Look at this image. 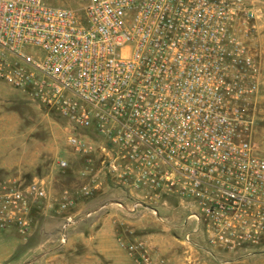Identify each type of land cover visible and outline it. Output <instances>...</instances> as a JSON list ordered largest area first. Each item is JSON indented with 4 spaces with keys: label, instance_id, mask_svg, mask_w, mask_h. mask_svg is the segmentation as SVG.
Masks as SVG:
<instances>
[{
    "label": "built area",
    "instance_id": "built-area-1",
    "mask_svg": "<svg viewBox=\"0 0 264 264\" xmlns=\"http://www.w3.org/2000/svg\"><path fill=\"white\" fill-rule=\"evenodd\" d=\"M54 1L0 0V81L93 135V146L87 133L70 143L100 156L80 172L88 183L61 197L43 181L0 180V231L27 237L47 206L65 245L80 200L120 189L131 212L160 217L172 202L190 256H263L264 155L253 130L264 0ZM118 242L136 264H176L143 240Z\"/></svg>",
    "mask_w": 264,
    "mask_h": 264
},
{
    "label": "rangeland",
    "instance_id": "rangeland-1",
    "mask_svg": "<svg viewBox=\"0 0 264 264\" xmlns=\"http://www.w3.org/2000/svg\"><path fill=\"white\" fill-rule=\"evenodd\" d=\"M54 3L76 5V2L71 0H55ZM257 34L260 40L258 51L261 57L263 81L256 106L253 143L264 155V53L262 52L264 15L260 17V29ZM86 133L83 130L74 129L56 111L46 108L27 92L0 81V180L16 179L26 184L35 180L43 181L51 195L56 197H61L65 190L75 193L77 187L88 183L89 180V178H80L78 172L88 167V160L93 159V156H100L99 152L94 155L79 153L70 143L71 137H82ZM85 137L93 146V135L87 133ZM61 160L69 162L67 169L60 168ZM91 199L83 198L80 202ZM128 199L132 200V198ZM75 209L74 213L78 211V206ZM142 211L148 213L146 217L150 218V223L156 218L159 219L156 222L159 223L158 230L167 232L165 228L169 227V210H163L161 215L158 211L160 217L155 216L153 211L148 209H140L139 213L130 211L131 218L137 217ZM160 219H163V224ZM81 223L84 222H77L74 228ZM29 245L30 242L15 230L0 231V264H45L40 256L35 255L39 253H34ZM64 250L55 255H59L58 258L66 263V256L72 258L73 256L70 253L66 254ZM84 253V250H78L77 254L80 257L77 260L82 258L83 264H90L86 261V258L90 259V257ZM133 261L130 264H136Z\"/></svg>",
    "mask_w": 264,
    "mask_h": 264
},
{
    "label": "crops",
    "instance_id": "crops-1",
    "mask_svg": "<svg viewBox=\"0 0 264 264\" xmlns=\"http://www.w3.org/2000/svg\"><path fill=\"white\" fill-rule=\"evenodd\" d=\"M262 52L264 53V49ZM81 171L83 169L78 173ZM79 177L83 178L81 175ZM91 198L87 202L81 201L78 205V211L74 214L75 222L71 226L69 239L65 245L58 243V230L62 222L58 212L54 208L43 206L34 214L33 229L25 239L30 242L29 246L34 253H39L35 255L40 256L45 264H83L82 258L77 260L80 257L77 254L78 250L85 251L84 254L90 257L86 258V261L90 264H130L133 260L127 251L120 247L119 236L130 240H143L158 254L176 264H187L188 260H191L192 264H264L263 256L236 262L231 261L228 256L212 257L201 252L190 256L182 238L181 228H175L173 223L174 220L179 221L181 215L172 202L158 208L160 215L163 210H169V227L165 228L167 232H160L157 228L159 223H156L159 219L156 218L150 223L146 211L131 218L128 198L132 197L120 189H107ZM162 220L160 219L163 224ZM77 222L84 223L74 228ZM198 241L203 245L202 238ZM63 250L73 256V258L66 256V263L58 258L59 255H55Z\"/></svg>",
    "mask_w": 264,
    "mask_h": 264
}]
</instances>
